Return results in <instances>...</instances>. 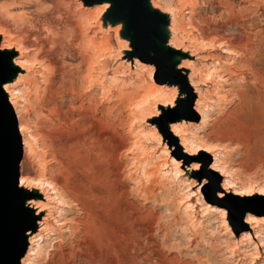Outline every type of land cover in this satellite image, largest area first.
I'll list each match as a JSON object with an SVG mask.
<instances>
[{
	"label": "bare ground",
	"instance_id": "bare-ground-1",
	"mask_svg": "<svg viewBox=\"0 0 264 264\" xmlns=\"http://www.w3.org/2000/svg\"><path fill=\"white\" fill-rule=\"evenodd\" d=\"M73 1L78 9L75 12L71 11L74 12L71 17L67 15L65 19H61L59 26L63 30V35L67 32L74 33L73 29L71 30L70 18L74 19V23L83 27V36L76 40L77 45L80 42L82 44L83 40L89 42L85 45L88 50L85 48L84 50L92 53L93 64H98L95 61L100 60L103 50L107 53L106 59L98 67L94 87H104L106 101L118 99L117 102H123L126 107L132 104L130 111L134 110L138 115L140 139L142 137L147 140L150 137L158 143L160 136L155 127L144 125L145 120L159 113L163 114L165 110L168 111L166 108L174 106L177 96L179 95V100L186 99L187 92L179 89L169 79L167 81L170 84H160L153 78L155 68L137 60L134 61L137 68L133 71L130 63L121 58L111 65V60L119 55L118 53L113 55V38L116 48L119 46L125 47V50L128 48L126 42L119 38V26L103 27L102 25L100 18L107 5L90 6L77 3V0ZM178 2L181 7L175 9L171 7L172 0H152L153 7L170 15V45L188 54L178 69L181 74L186 70L189 71V84L197 96L194 110L200 118L198 125L184 120L178 121L176 120L178 116L175 114L169 115L168 120H176L169 124L172 133L170 136L175 146L186 151L197 147L212 153L214 149L211 148H216V145L210 147L212 145L209 146L204 137L199 136L207 126V129L216 128L221 131L223 136L220 138H226L232 144L241 146L246 150L245 154L259 150L264 147V30L259 21H245L247 19L245 15L248 13L252 15H250L251 19L254 18L256 12L251 13L254 8H236L225 3L230 20L229 26L236 34L232 41H227L219 35H214L212 36L214 38L208 40L205 38L206 35L197 36L191 31L195 29L198 0ZM11 3L14 6V3ZM6 6H0V9ZM184 8H187L191 15L185 20L180 17V12ZM19 17L21 18V15ZM0 36L1 49H15L17 52L14 63L21 71L16 81L6 84L4 90L15 112L26 162L38 167L37 178L22 174L19 177V184L28 190L37 191L38 194L28 202L29 206L35 209V215L47 212L41 220L38 219L39 228L29 234L28 251L21 264H38L47 254L45 249L54 242H60L66 234L70 239L77 238L82 243L89 239L100 240L102 236L112 238L115 227L120 225L123 229L120 234L123 241L121 253L128 254L130 251L136 253L138 250L137 252L146 254V258L149 252L160 254V249L154 248L151 239L144 234L142 226L139 225L143 220L141 213L132 212L134 205L129 202L123 185L117 177L109 175L102 165L101 145L96 138L95 123L92 121L96 122V118L100 115L102 118L106 117L114 109L99 110L97 103L91 98L88 99L74 91H62L55 86L53 80L55 72L50 61L46 59L47 47L44 40L29 39L25 35L3 27L2 24ZM41 42L44 45L40 44ZM40 69L43 72L38 78ZM125 71L130 76L119 79V74ZM28 87L33 90L30 91ZM20 99L23 103L22 107ZM157 105L160 108L156 109ZM218 107L223 108V119L214 121L211 116L213 110ZM171 146V151L164 146L157 155H152L141 141L138 144L134 154L138 160L137 174L142 180H140L141 184L146 188L144 191L140 190L138 194L140 198L151 199L156 186L164 184V180H167L164 179L165 172L176 171L175 169L179 167L180 162L175 160L174 146L172 144ZM215 159L221 172H227L230 177H237L234 183L238 185L240 177L230 167L232 163L230 157L224 154L223 157L219 156ZM166 165L171 169L165 170ZM19 167H21L20 163ZM143 181L146 183H142ZM206 182L207 180L204 179L202 184ZM242 187L246 190V186L242 185ZM206 207L205 204L204 208ZM73 212H77L78 216L73 220L68 219ZM61 215L60 226L63 230L61 236H58L59 232L55 230L59 227ZM208 218L205 219L203 230L195 229L189 233V245L194 246L199 243L204 231L208 230L206 225L210 219ZM202 225L203 222H199V226ZM260 233L261 245L264 246V231ZM76 253L77 251L72 249L70 253L57 254L58 257L50 256L51 261L48 260L47 264H73L71 260L76 259ZM161 255L158 256L163 257ZM127 259L129 263L130 259ZM134 259L131 260L132 264L137 262ZM164 259L170 263L178 261V258L170 260L166 256ZM125 262L127 264V261Z\"/></svg>",
	"mask_w": 264,
	"mask_h": 264
},
{
	"label": "rangeland",
	"instance_id": "rangeland-1",
	"mask_svg": "<svg viewBox=\"0 0 264 264\" xmlns=\"http://www.w3.org/2000/svg\"><path fill=\"white\" fill-rule=\"evenodd\" d=\"M178 1L172 0V3L181 7ZM74 2L73 0H0V6L8 5L0 9V25L9 28L12 32L25 35L29 39L44 40L47 47L46 59L50 61L55 72L53 77L55 86L61 88L62 91H74L88 99L91 98L97 103L99 110L114 109L112 114L109 113L103 118L100 115L96 118V122L92 121L95 123L96 138L101 145L102 165L109 175L117 177L123 185L129 202L134 205L132 212L141 213L143 222L141 221L139 225L142 226L144 234L151 239L150 242L154 244V248L160 249L158 251L164 258L165 256L170 260L178 258V261L167 262L156 252H154L156 255L151 252L147 253L148 260L146 254L137 252L138 250L137 254L134 251L128 254L121 253L123 241L120 234L123 229L120 225L114 229V239L112 236H110L112 238L102 236L100 240L95 238L80 243L77 238L70 239L66 234L61 240L62 243L61 241L54 242L45 249L47 256L45 255L46 257L44 256L38 264H47L51 261V257L61 253H70L72 249L77 251L76 259L71 260L73 264H126L125 261L127 264H132L131 260L135 257L137 258L134 261L137 262L133 264H264V246L261 245V235H259L261 231H264V147L253 153L245 154L246 150L241 146L236 143L232 144L226 138H220L223 136L221 131L216 128L207 129L206 126L205 131L200 132L199 136L204 137L206 143L209 146L212 145L210 147L216 145V148H211L214 149L213 152L208 153L195 145L196 148L186 151L176 147L171 136L167 137L168 132L167 134L163 132L162 123H160L161 126L153 123L159 117L147 118L144 125L154 126L160 136V141L156 143L150 137L147 140L142 137L140 139L138 115L134 110L130 111L132 104L126 107L123 102H117L118 99L106 101L104 87H94V78L98 67L106 59V50H103L100 60L95 61L98 64H93V55L85 47L89 42L83 40V45L81 42L77 45L76 40L83 36V27L74 23V19L70 18L71 30L73 29L74 33L67 32L63 35V30L59 26L61 19H65L67 15L71 17L78 9ZM79 2L77 0V3ZM198 3L199 8L194 20L195 29H191L197 36L204 34L207 36L204 37L210 40L214 38L212 36L219 35L227 41L233 40L236 32L229 26L230 20H228L225 3L236 8H254L251 10V13L256 12L254 18L251 19L252 15L248 13L245 15L247 17L245 21H259L258 23L264 30V0H198ZM189 16L191 15L187 8H184L183 19ZM187 31L189 32L188 29ZM121 54L124 55V50H121ZM114 62L117 63L118 60ZM131 69H134L132 63ZM42 72L43 70H38V78ZM127 75L120 74L119 76L127 77ZM28 88L30 91L33 90ZM42 88L43 86L39 91L40 95ZM183 108H181L182 111L186 109V107ZM222 111L223 108L220 107L213 110L211 118L214 121L223 119ZM193 123L198 125L200 118L198 117ZM140 141L144 147L147 146L148 152L152 155H157L164 146L170 150L172 144L176 153L175 160L180 162L176 171L165 172L164 179L167 180H164V184H160L161 187L156 186L153 195L156 198L151 196L152 198L148 200L138 195L140 190L146 189L137 174L138 160L134 155ZM224 154L230 157L232 161L230 167L238 173L242 183L239 180L238 185L235 184L234 180L237 181V177H230L227 172L223 173L219 170L215 158L223 157ZM20 165V175L34 179L38 177V167L27 163L25 154L22 155ZM167 165L164 169L170 170V166ZM204 179L207 182L202 184ZM242 185L246 186V190ZM205 204L206 208H204ZM59 213L60 209L58 216ZM41 215H38L39 220L45 216ZM70 215L68 219L73 220L78 213L73 212ZM206 217L210 219L208 218L209 222L206 224L208 230L204 231L203 239L200 238L199 243L194 246L189 245V233L195 229L203 230ZM61 219L62 215L58 223L59 227L55 230L59 232L58 236H61L63 230L60 226ZM199 222H203V225L199 226ZM109 239L111 241H107ZM138 254H140L139 261ZM126 257L130 259L129 263ZM143 257L146 259L144 260Z\"/></svg>",
	"mask_w": 264,
	"mask_h": 264
},
{
	"label": "water",
	"instance_id": "water-1",
	"mask_svg": "<svg viewBox=\"0 0 264 264\" xmlns=\"http://www.w3.org/2000/svg\"><path fill=\"white\" fill-rule=\"evenodd\" d=\"M79 1L83 5L90 6L107 5L100 18L102 25L103 27L119 26V38L126 42L128 48L125 50V47L121 46L118 50L113 38L112 46L115 48L113 55L119 53L114 58L115 61L119 58L127 60L130 68L132 63L134 69L137 68L134 65L135 60L151 65L155 68L154 79L160 84H170L167 81L169 79L179 89L187 92L186 99L179 100L178 95L172 108H166L168 111L165 110L163 114L153 116V118L159 117L153 123L157 126L162 123L161 128L166 134L168 132L167 137H169L172 135L169 127L171 122L184 120L193 123L197 120L199 116L193 109L197 96L189 84V71L186 70L184 74H181L178 69L188 54L170 45V15L153 7L152 0ZM171 7L180 8L174 3ZM182 12H180L181 19H183ZM1 45L2 37L0 36V264H21L28 251L29 234L38 229L37 221L40 217L35 215V210L28 204L38 193L19 184V163L23 155L22 139L15 112L4 86L15 82L21 69L14 63L17 57L15 49H1ZM121 50H124V55L121 54ZM114 59L111 60V65ZM123 74L128 75L121 79L130 76L127 71ZM161 78L163 80H159ZM158 108L160 106L157 105L156 109ZM170 114L178 117L176 120H168ZM45 213L43 212L41 216Z\"/></svg>",
	"mask_w": 264,
	"mask_h": 264
}]
</instances>
